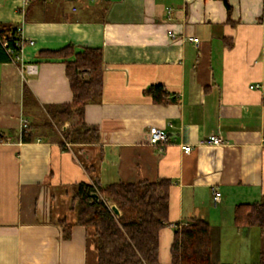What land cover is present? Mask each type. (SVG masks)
I'll use <instances>...</instances> for the list:
<instances>
[{"label":"crops","instance_id":"0c3cea01","mask_svg":"<svg viewBox=\"0 0 264 264\" xmlns=\"http://www.w3.org/2000/svg\"><path fill=\"white\" fill-rule=\"evenodd\" d=\"M228 3L230 12L224 0H0V24L33 41L0 63V264H98L73 185L159 178L172 180L160 264H172L176 227L195 216L210 223L211 264H259L264 234L238 228L234 212L264 196V0ZM68 45L103 50L102 96L84 113L99 139L71 142L57 127L24 142L25 118L46 119L48 105L73 99L74 56L40 54ZM153 84L166 87L168 104L144 93ZM151 127L166 131L162 149L149 143ZM213 134L222 144L201 143Z\"/></svg>","mask_w":264,"mask_h":264},{"label":"trees","instance_id":"16d2710c","mask_svg":"<svg viewBox=\"0 0 264 264\" xmlns=\"http://www.w3.org/2000/svg\"><path fill=\"white\" fill-rule=\"evenodd\" d=\"M32 1L29 0L28 8ZM228 11L231 6L224 0ZM27 8V9H28ZM20 25L0 24V63L13 59L20 47ZM11 48L16 53L10 54ZM45 57L70 58L67 61L68 77L73 99L71 102L48 105L47 118L32 120L28 130L22 131L24 142L38 137L43 130L57 134V127L77 118V122L62 131L64 138L71 142H95L99 139V130L84 120L87 104L100 100L104 86L103 50L99 47H85L75 52L73 45L59 50L40 52ZM155 103L168 104V91L162 84H153L144 90ZM32 93L24 87V103ZM62 145L65 147L63 141ZM172 180L159 178L155 181L115 182L107 185H92L79 182L73 185L72 206L77 207V222L84 227L94 228V242L98 264H160L162 232L169 225L170 189ZM93 193H98L97 200ZM115 204L120 210L117 215L111 209ZM234 222L240 227H258L264 234V196L252 203L238 204L234 212ZM64 237L69 238L71 225L60 223ZM212 240L210 223L201 217H192L190 222L176 227L171 245L172 264H211ZM229 264V263H223ZM259 264H264V254Z\"/></svg>","mask_w":264,"mask_h":264},{"label":"built area","instance_id":"2783aa9c","mask_svg":"<svg viewBox=\"0 0 264 264\" xmlns=\"http://www.w3.org/2000/svg\"><path fill=\"white\" fill-rule=\"evenodd\" d=\"M28 3H29V0H26V5ZM169 34L174 36L175 33H174V31H169ZM189 39L197 47L199 46L200 40L198 37L192 36ZM26 42L33 43V41H26L23 39V37H21V41L18 43V46L20 47L19 52L16 53L13 49L8 48L7 49L8 53L14 54V55L16 53V55L14 57L18 58V55L22 51V48ZM28 66H27V69H28ZM258 87H259L258 84L250 85V88H258ZM28 125H29V119L25 118L22 122V128H23L22 131H25V130L27 131ZM167 140H168V135L164 129H162L160 127H151L150 128V130H149V143L151 145L160 146V148L162 149L164 147V145L166 144ZM222 142H223V140L218 134H213V135L209 136L207 139H205L204 141H201L202 144H211V145H220V144H222ZM192 149H193V146L190 144L183 145V151L185 153H190L192 151ZM221 196H222V193L218 189H215L214 196H213L214 202L215 203L219 202Z\"/></svg>","mask_w":264,"mask_h":264},{"label":"water","instance_id":"95a60500","mask_svg":"<svg viewBox=\"0 0 264 264\" xmlns=\"http://www.w3.org/2000/svg\"><path fill=\"white\" fill-rule=\"evenodd\" d=\"M66 128V127H64ZM93 196L99 200L100 199V195L98 193H93ZM111 209L114 211L115 214L119 215L120 214V210L118 209V207L115 204L111 205Z\"/></svg>","mask_w":264,"mask_h":264},{"label":"rangeland","instance_id":"374dc122","mask_svg":"<svg viewBox=\"0 0 264 264\" xmlns=\"http://www.w3.org/2000/svg\"><path fill=\"white\" fill-rule=\"evenodd\" d=\"M62 128L60 127V131L62 132V130H61Z\"/></svg>","mask_w":264,"mask_h":264}]
</instances>
